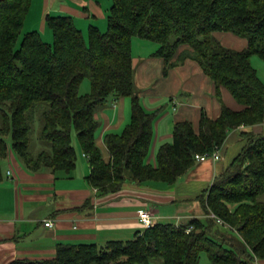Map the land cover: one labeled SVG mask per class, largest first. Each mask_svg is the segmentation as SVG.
Segmentation results:
<instances>
[{"label": "trees", "instance_id": "16d2710c", "mask_svg": "<svg viewBox=\"0 0 264 264\" xmlns=\"http://www.w3.org/2000/svg\"><path fill=\"white\" fill-rule=\"evenodd\" d=\"M31 3L0 0V181L8 138L29 170L71 173L78 158L72 142L76 130L92 167L86 179L93 188L116 192L127 180L172 185L198 163L197 154L223 146L230 130L264 122V81L252 64L253 55L264 58V0H112L107 30L91 25L87 38L72 16L47 14L53 42L36 30L21 37ZM218 32L245 37L246 46L228 47ZM134 37L158 44L155 55L164 59L165 73L188 58L198 61L221 102L215 118L202 110L198 129L189 120L175 123L155 165L147 157L159 112L147 111L136 90ZM182 46L187 47L179 51ZM85 78L91 89L82 94ZM222 88L241 109L224 103ZM120 97H130L131 119L121 133L106 134L110 158L105 160L96 142V113ZM40 103L47 104L41 137L52 149L35 155L29 114ZM244 135L241 152L200 197L208 214L238 228L244 239L233 238L231 231V239L221 240L211 233L214 218L196 217L180 225L156 222L133 239L103 246L58 243L54 258L9 264H199L202 252L212 264H257L256 258L264 260V135Z\"/></svg>", "mask_w": 264, "mask_h": 264}, {"label": "crops", "instance_id": "0c3cea01", "mask_svg": "<svg viewBox=\"0 0 264 264\" xmlns=\"http://www.w3.org/2000/svg\"><path fill=\"white\" fill-rule=\"evenodd\" d=\"M111 5L112 0H32L23 30L30 23L29 14L33 13L38 17L43 15L36 30L44 32L48 40L52 37L46 30L47 14L72 16L85 33L91 25L100 27L104 21L108 24ZM186 47L182 46L179 51ZM157 49L140 58L133 54L135 79L143 88L139 93L141 102L147 111L159 112L147 157V162L154 165L160 145L172 140L175 123L189 120L198 129L202 110L212 118L221 111L215 85L198 61L188 58L165 73L164 59L155 55ZM222 97L229 107L242 108L227 88H222ZM96 116L103 125L96 142L104 159L109 160L105 136L121 133L130 122L131 99H112ZM247 133L264 135V122L230 130L220 160L198 162L175 184L131 180L121 190L103 196L86 179L92 167L84 152L69 174L48 168L29 170L11 154L12 160H8L0 181V264H9L15 259L54 258L58 243L103 246L110 240L133 239L145 230L139 217L142 209L150 210L156 222L183 224L192 218H203L202 193L241 152ZM88 199L91 202L85 205ZM49 219L53 220V226L45 225Z\"/></svg>", "mask_w": 264, "mask_h": 264}, {"label": "rangeland", "instance_id": "374dc122", "mask_svg": "<svg viewBox=\"0 0 264 264\" xmlns=\"http://www.w3.org/2000/svg\"><path fill=\"white\" fill-rule=\"evenodd\" d=\"M28 18L30 19V23L28 25L25 24L26 27L22 31L21 37H23V35L26 33L25 32L26 30H28V32L36 30V25H38L39 22L42 21L43 15H41L40 17H38V16H34L33 13H30L29 16H28ZM31 23H33V24L31 25ZM29 25H31V26H29ZM107 25L108 24H107L106 21L101 22V26L99 28L101 29V31H106L107 30ZM46 30H48V32H50L52 38L50 37L51 39L48 40L46 34L41 31L42 36H45V39L48 42H53V33H52V31L49 28H47ZM36 31H38V30H36ZM84 35L87 38V32H85ZM216 36L219 38V40L224 45H226L228 47L235 48V49H240V48H242V47L245 46L246 38L245 37H241V36L240 37H237L236 35H233L232 32H218V33H216ZM156 47L158 48V44L157 43H155L153 41H150V40L142 39L140 37H134L133 40H132L133 54L135 55V57L138 56V58L149 55L153 51V49L156 48ZM252 64L257 69L258 75L260 76V78L264 81V58H262V57H260L258 55H253L252 56ZM135 82H136V90H137V92L138 93H141V91L143 90L142 86L138 83V81H136V79H135ZM90 89H91L90 79L89 78H85L83 80L82 84H81L80 93H82V94L88 93L90 91ZM120 98H122V97H120ZM124 98H126L127 100H130L129 99L130 97H124ZM46 108H47V104L40 103V104L36 105L34 107V109L29 114V120H30V124H31V132H30L31 143H30V150L35 155L37 153H39L40 151L44 150V149L45 150H49V151H51V149H52L51 143L49 141H46V140L42 139V137H41L42 127H43L42 113H43V111ZM102 129H103V125L100 123V126L98 127V130H97V133H96L97 136L99 135V132ZM72 142H73V144H74V146H75V148L77 150V155H78L77 162H78L79 159H80V157H81V153L83 151H82V148L80 146L79 140L77 138V132H76V130H73V133H72ZM8 143L10 145V147H9L10 155H9V157H6V158L2 159V161H1L2 162V168H3V172L4 173L6 171L7 162L11 158V154H14L15 155V158L17 159V161L22 166H25L26 167V165H25L24 160L22 159V157L20 155H18V153L13 149L12 142H11V139L10 138H8ZM223 146H219L220 151L222 150V147ZM79 148L81 149V152H79ZM11 160H12V158H11ZM208 160H213V159H208ZM201 162H204V161H201ZM128 181H131V180H127L125 183H127ZM95 189H96V193L99 194V195H102L103 196V195L106 194V193H104V191H102V190H100L98 188H95ZM121 189H122V187L119 190H121ZM41 191H42V189H41ZM108 193H114V192H108ZM260 199L264 200V195ZM89 202H91L90 199L86 200L84 204L86 205ZM201 202L203 204L202 199H201ZM203 208H204V204H203ZM234 208L235 207H233L232 210H234ZM208 217L214 218L216 220V223L211 228L212 229L211 230V233L215 234V236L217 238H220L221 237V240L222 239H226V240L227 239H231L230 238V236H231L230 233L232 231V234H234V237L233 238H235V239L236 238L244 239L243 238V235L238 231V228L233 229L228 223H226V222L224 223L223 220L220 217H218L214 212L208 214L207 211L204 208V216H203L204 220L206 218H208ZM176 225H180V224H176ZM192 228H193V226H192ZM256 263L257 264H264V260H261L259 258H256ZM153 264H162V261L161 260H157V261H154ZM199 264H212L210 262V260H209L208 255L205 252H202L201 253V258H200V263Z\"/></svg>", "mask_w": 264, "mask_h": 264}, {"label": "built area", "instance_id": "2783aa9c", "mask_svg": "<svg viewBox=\"0 0 264 264\" xmlns=\"http://www.w3.org/2000/svg\"><path fill=\"white\" fill-rule=\"evenodd\" d=\"M196 158L199 162L205 161L208 159H213L214 161L220 160L221 159V151L220 148H216L212 152H205L202 154H197ZM140 221L144 225L145 229L153 226L156 223L155 216L151 213L150 210L147 209H142L139 214ZM46 226H53L54 222L52 219H49L44 222ZM192 226H189L187 228V231H190Z\"/></svg>", "mask_w": 264, "mask_h": 264}]
</instances>
